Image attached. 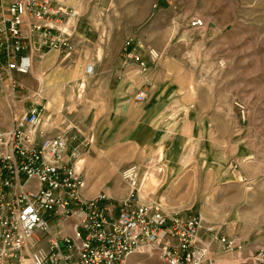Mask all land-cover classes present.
<instances>
[{"label":"built area","instance_id":"1","mask_svg":"<svg viewBox=\"0 0 264 264\" xmlns=\"http://www.w3.org/2000/svg\"><path fill=\"white\" fill-rule=\"evenodd\" d=\"M8 12L0 16V96L8 71H31L34 46L41 52L70 49L79 25L74 7L53 0H15ZM52 20L62 26L55 27ZM190 26L201 29L206 21L195 17ZM133 41L126 39L123 61L136 62L146 72L149 65L134 51ZM147 54L152 62L160 57L152 47ZM86 73H95L92 63ZM17 87L13 81L12 88ZM146 97L144 89L136 94L137 100ZM237 105L246 122L247 107ZM42 111L36 103L14 128L0 129V264H126L130 254L146 250L167 264H264V242L205 226L200 214H168L142 201V167L136 162L120 173L130 188L125 197L105 192L86 196L81 173L65 160L69 134L38 141ZM233 168H239L238 162Z\"/></svg>","mask_w":264,"mask_h":264},{"label":"crops","instance_id":"2","mask_svg":"<svg viewBox=\"0 0 264 264\" xmlns=\"http://www.w3.org/2000/svg\"><path fill=\"white\" fill-rule=\"evenodd\" d=\"M13 1L0 0V16L9 15V5ZM169 2L146 0L143 7L147 13L141 16L137 13V5L131 0L125 13L115 12L117 3L114 0L113 23L108 25H105L108 18L104 20V12H96L90 17L87 12H78L79 25L70 49L53 48L41 52L34 46L35 56L30 72H7L1 83L0 129L14 128L16 119L30 106L40 104L43 111L36 128L38 141L62 133L69 134L65 160H69L75 168L84 164L78 172L85 183L92 180L107 181L113 175L112 166L116 167L114 162L95 160L90 150H85L90 145L92 149L95 147L103 152L118 133L125 134L133 150L140 152L138 156L144 164L137 163L144 167L153 162L149 160L150 155L164 140L172 143V148L177 152L176 155L173 153L176 159H180L183 150L192 145V156L199 165H218L220 169L232 160L234 149L248 152L249 135L245 129L238 128L239 118L232 110L218 107L216 93L210 87L206 99V91L201 89L200 83H194L190 68L187 70L179 61L163 60L156 63L147 57L149 68L141 72L136 62L123 61L124 43L129 37L134 39V51L143 50L146 53L147 35L137 33L135 28L149 15L155 14L154 11L158 14L153 19L154 24L172 22V15L162 13ZM102 8L105 10V6ZM121 15L125 18L123 21ZM49 22L55 27L62 26L59 20ZM166 27L164 30L168 34L169 28ZM25 31H29V26H25ZM93 32L94 36L98 35L94 37ZM95 57L97 60L91 62ZM89 63L94 65L93 75L86 73ZM13 81L18 83L16 89L12 88ZM83 82L86 85L82 89L80 84ZM140 89L147 92L144 100L136 99ZM147 142L154 144L150 153L145 148ZM74 150L75 157L72 156ZM162 163L156 161L155 165ZM147 182L141 179L140 190L144 191L145 188L147 191L150 188ZM103 187L100 193H116L112 187ZM15 189L21 188L16 186ZM92 194L87 190V196ZM216 210L214 206L212 209L204 208L202 219L206 223L210 222L209 215H213ZM41 245L46 246L47 240L43 239ZM131 263L134 261L131 260Z\"/></svg>","mask_w":264,"mask_h":264},{"label":"rangeland","instance_id":"3","mask_svg":"<svg viewBox=\"0 0 264 264\" xmlns=\"http://www.w3.org/2000/svg\"><path fill=\"white\" fill-rule=\"evenodd\" d=\"M66 3L77 12H87L88 17L96 12H104L105 25L112 24V3L114 0H53ZM137 5V13L143 16L146 0H131ZM169 6L162 13L172 15V22H155V14L149 15L136 26L135 31L145 33L146 53L137 54L146 60L147 49L159 51L156 63L163 60L179 61L190 68L194 83H200L208 98L209 87L216 93L218 107L232 110L239 118V129H245L249 135L248 152L233 151L232 160L223 167L199 165L193 156L171 179H168L164 163L143 165L142 177L149 172L150 188L141 193L142 201L159 206L165 213L181 212L200 214L204 208H217L203 225L211 223L221 231L259 244L264 242V0H169ZM115 12L125 13L130 0H115ZM176 3L178 4L176 7ZM105 6V10H103ZM99 8V9H98ZM121 8V10H119ZM158 9V7H157ZM150 10V8H149ZM202 17L206 26L201 29L190 26L191 19ZM125 18L121 15V21ZM110 20V21H109ZM153 25V26H152ZM169 31L166 34L165 28ZM111 29V28H110ZM96 32V30H95ZM106 32V30H105ZM95 35L94 32L92 33ZM98 35V33H97ZM96 35V36H97ZM94 36V37H96ZM112 54H110L111 56ZM99 56V53L98 55ZM77 59V57H73ZM97 57L92 59L95 62ZM224 64V65H222ZM237 103L247 107L246 122L240 119ZM239 132V131H238ZM110 140L103 152L90 150L94 159L114 162L113 175L107 181H86L89 197L100 193L101 187H112L116 193L109 194L119 199L129 193L130 188L121 180V170L131 162L142 163L140 152L126 139L125 134H117ZM90 147V148H89ZM245 149V148H244ZM187 151V150H186ZM185 151V152H186ZM248 155L247 157L244 155ZM154 157H150L153 159ZM247 158V159H246ZM196 161L193 163V161ZM191 162V164H186ZM238 162L239 168L233 165ZM233 163V164H231ZM232 165V166H231ZM84 164L78 168L81 171ZM160 170H163L160 172ZM155 179V180H154ZM188 179V180H186ZM251 187V189H248ZM247 189L249 190L247 193ZM87 196V195H86ZM261 209V210H260ZM210 223V224H209ZM131 260L134 263H131ZM126 264H167L154 252H134L127 258Z\"/></svg>","mask_w":264,"mask_h":264},{"label":"bare ground","instance_id":"4","mask_svg":"<svg viewBox=\"0 0 264 264\" xmlns=\"http://www.w3.org/2000/svg\"><path fill=\"white\" fill-rule=\"evenodd\" d=\"M222 65H224V64H222ZM80 85H81V87L83 89L86 84L83 82ZM153 146H154V144H152L151 142H147V144L145 145V148H146L147 152L150 153L152 148H153ZM172 146H173L172 143L169 144L167 141L164 140V142L162 144H160L155 149V152L152 155H150L151 158L154 157L153 159H151V161H156L157 160V161H161V162H163L165 164V166H166L165 172L167 174L168 179H171L179 171H181L182 166L187 161V158L191 157L192 154H193V146L191 145L190 147H186L183 150V155L181 156L180 159H176L173 156V153L176 155L177 152L172 148ZM142 178L147 182L150 179V173L146 172L145 175ZM139 186H140V184H139Z\"/></svg>","mask_w":264,"mask_h":264}]
</instances>
